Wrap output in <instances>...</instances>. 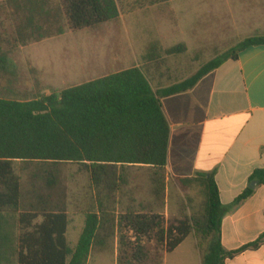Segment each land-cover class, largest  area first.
Listing matches in <instances>:
<instances>
[{
	"label": "trees",
	"instance_id": "16d2710c",
	"mask_svg": "<svg viewBox=\"0 0 264 264\" xmlns=\"http://www.w3.org/2000/svg\"><path fill=\"white\" fill-rule=\"evenodd\" d=\"M132 1L131 9H143L169 0ZM121 4L120 0H10L20 16L16 42L26 46L62 35L65 25L72 32L97 29L121 17ZM257 46H264V36L245 39L190 78L156 92L142 69L133 67L32 100L0 98V264H88L91 253L105 249L106 239L115 233L120 234L123 248L120 264H145V240L155 237L171 254L194 227L208 241L203 264H226L263 245L264 234L239 250L224 248L225 209L213 174L182 180L185 184L199 182L205 189L202 222L192 225L185 219L168 226L160 214L129 210L115 217L113 211L126 183L127 168L150 166L155 195L165 193L170 127L162 100L188 92L225 62L237 61L240 53ZM155 49L144 60L156 59ZM185 49V45L176 46L164 53L174 55ZM16 71L9 55L0 52V74L15 75ZM15 162L30 173L26 189ZM62 164L83 167L97 194V209L86 214L75 248L67 238L69 215L59 169ZM251 181L263 186L264 169L256 170ZM253 193L247 188L234 205H241Z\"/></svg>",
	"mask_w": 264,
	"mask_h": 264
},
{
	"label": "rangeland",
	"instance_id": "374dc122",
	"mask_svg": "<svg viewBox=\"0 0 264 264\" xmlns=\"http://www.w3.org/2000/svg\"><path fill=\"white\" fill-rule=\"evenodd\" d=\"M120 1L122 15L119 20L95 30L71 34L67 31L68 35L55 40L54 44L44 46L43 50L47 53L43 57L47 68L55 70L65 65L72 70L75 67L76 76L83 73L85 68L91 71L89 78L85 75L80 79L71 78L56 85L58 82L48 78L51 77L50 73L38 71L31 65L22 63L20 69L19 66L16 68L15 75L0 74V98L32 100L40 95L59 93L96 80L101 76L98 73L99 65L105 49H108L109 61L110 58L113 59V62L108 64V74L128 68L138 60V64L150 63L153 67L150 73L158 78L159 87L171 86L190 78L206 63L223 55L245 39L264 36V0H169L143 9H131L132 0ZM14 11L10 0H0V52L15 49L12 58L22 62L24 57L27 58L26 52L21 55L23 53L19 51L18 43H12V39H16V27L20 23V16ZM127 33L132 34L130 40ZM131 43L134 50L127 52L129 62L117 64L116 53L122 54L123 45L125 48ZM182 45L186 46L183 52L174 55L164 53L165 50ZM153 47L156 48L157 58L153 61L144 60ZM149 65L146 69H150ZM14 164L23 188L26 189L30 173L22 163ZM59 169L67 195V238L70 247L75 248L85 226L86 214L97 209V194L90 181V175L80 165L62 164ZM124 177L126 183L122 184L117 204L113 209L115 217L125 215L131 210L160 214L164 216L168 226L178 225L185 219L191 220L192 225L203 221L207 199L205 189L199 182L185 184L181 181L180 191L175 193L170 190L166 202L165 194L159 199L153 193L154 185L152 182L150 185L151 178L147 169L127 168ZM166 203L169 207L165 211L163 205ZM194 229L190 236L196 239L204 255L208 241L198 233L196 227ZM192 241L188 240L183 248L169 256L165 263L166 247L155 237L147 239L144 242L148 255L145 264H195L196 259L190 254L193 250ZM121 255L123 248L120 245V234L115 233L106 239L105 249L91 253L88 264H120Z\"/></svg>",
	"mask_w": 264,
	"mask_h": 264
},
{
	"label": "crops",
	"instance_id": "0c3cea01",
	"mask_svg": "<svg viewBox=\"0 0 264 264\" xmlns=\"http://www.w3.org/2000/svg\"><path fill=\"white\" fill-rule=\"evenodd\" d=\"M67 29L65 27L62 35L32 42L37 44L35 46L31 42L26 46L19 45V51L23 53L21 55L26 52L27 56L22 62L12 58L15 49L5 53L9 55L17 69L18 66L20 69L22 63L31 65L38 71L50 73L51 77L48 78H52L51 81L55 83L58 82L56 85L71 78L80 79L85 75L89 78L91 71L85 68L83 73L76 76L75 67L70 70L67 66L61 65L60 68L51 70L45 65L43 56L47 52L43 50L44 46L54 44L55 40L68 35L67 31L71 34L72 31ZM131 35L127 33L129 40ZM12 43L16 45V39H12ZM128 45L125 48L123 45L122 54L116 53L117 64L129 62L127 52L133 51L134 45L133 43ZM107 50L102 52L98 72L100 78L137 67L142 69L155 92L169 87H159L158 78L150 73L153 71L150 63L138 64V60L128 68L108 74V64L112 63L113 59L110 58L109 61ZM148 65L150 69H146ZM162 107L170 127L164 201L167 202L170 190L175 193L180 191L179 185L182 180L194 179L200 174L207 176L213 174L220 202L225 209L222 219L224 248L236 251L257 241L264 234V185L260 186L258 183L253 195L241 205L235 206L234 202L250 188L254 172L264 169V46L246 49L239 54L237 61L228 60L193 89L163 99ZM132 168L147 169L152 185L153 171L150 166ZM153 193L155 194L154 189ZM168 207L167 203L163 205L165 211ZM188 240H193L191 244L193 250L190 254L196 259L195 264H203V254L196 239L191 236L173 253L166 254L164 262L183 248ZM226 264H264V244L244 251L234 259L228 260Z\"/></svg>",
	"mask_w": 264,
	"mask_h": 264
},
{
	"label": "water",
	"instance_id": "95a60500",
	"mask_svg": "<svg viewBox=\"0 0 264 264\" xmlns=\"http://www.w3.org/2000/svg\"><path fill=\"white\" fill-rule=\"evenodd\" d=\"M257 185H258V182L255 181V182L251 183V185L249 187H250V189L255 190Z\"/></svg>",
	"mask_w": 264,
	"mask_h": 264
}]
</instances>
